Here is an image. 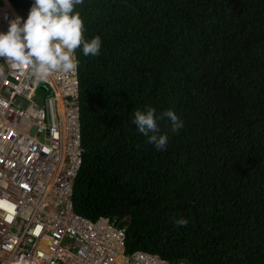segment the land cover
<instances>
[{
    "label": "trees",
    "instance_id": "trees-1",
    "mask_svg": "<svg viewBox=\"0 0 264 264\" xmlns=\"http://www.w3.org/2000/svg\"><path fill=\"white\" fill-rule=\"evenodd\" d=\"M26 18L34 0H9ZM98 56L76 49V211L124 227L126 250L186 264H264V0H84ZM173 110L157 150L137 110ZM187 219V226L174 223Z\"/></svg>",
    "mask_w": 264,
    "mask_h": 264
},
{
    "label": "built area",
    "instance_id": "built-area-1",
    "mask_svg": "<svg viewBox=\"0 0 264 264\" xmlns=\"http://www.w3.org/2000/svg\"><path fill=\"white\" fill-rule=\"evenodd\" d=\"M16 16L0 0V32ZM0 69V264H173L154 251H127L123 226L73 208L82 151L78 67L46 82L2 59Z\"/></svg>",
    "mask_w": 264,
    "mask_h": 264
},
{
    "label": "clouds",
    "instance_id": "clouds-1",
    "mask_svg": "<svg viewBox=\"0 0 264 264\" xmlns=\"http://www.w3.org/2000/svg\"><path fill=\"white\" fill-rule=\"evenodd\" d=\"M83 3L84 0H34L26 19L16 16L9 21L7 32H0V59L11 68H27L28 74L37 82H46L56 73H75L79 63L74 57L75 50L82 46L85 57H95L100 54L102 43L99 36L90 40L84 37V21L80 13L74 11L76 6ZM5 19H8L7 15ZM164 118L171 122L173 132L183 128V122L173 110L157 115L156 109L152 107L145 111H135L132 121L157 150L166 149L168 142V135L161 134L158 125V120ZM174 223L187 226L188 220L180 218ZM70 250L72 251V248ZM177 260L186 264L183 259ZM171 262L174 264L175 261Z\"/></svg>",
    "mask_w": 264,
    "mask_h": 264
},
{
    "label": "rangeland",
    "instance_id": "rangeland-1",
    "mask_svg": "<svg viewBox=\"0 0 264 264\" xmlns=\"http://www.w3.org/2000/svg\"><path fill=\"white\" fill-rule=\"evenodd\" d=\"M45 93H47V92H45ZM45 93H44V94H45Z\"/></svg>",
    "mask_w": 264,
    "mask_h": 264
}]
</instances>
